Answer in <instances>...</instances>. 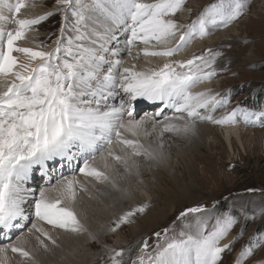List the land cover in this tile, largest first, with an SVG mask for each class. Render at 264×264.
Wrapping results in <instances>:
<instances>
[{
  "label": "snow or ice",
  "instance_id": "snow-or-ice-1",
  "mask_svg": "<svg viewBox=\"0 0 264 264\" xmlns=\"http://www.w3.org/2000/svg\"><path fill=\"white\" fill-rule=\"evenodd\" d=\"M184 2L55 0L53 11L32 18H18L25 4H15L13 16L17 18L12 23L16 27L11 30L0 28V229L11 230L19 227L21 221L28 220L25 205L31 201L32 215L42 224L74 234L87 232L72 207L78 190L87 192V186L73 177L61 180L50 189L40 190L37 196L24 187L34 165L43 167L46 161L57 157L71 159L69 153L75 149L82 154L83 166L79 172L84 177L129 195V189L121 188L116 176H139L137 158L156 163H163L166 159L162 139L159 150L145 147L139 139L141 133L147 137L159 129L161 138L164 132L187 135L195 133L192 122L195 120L235 124L238 113L243 114L246 123H256L251 119L253 116L264 117V112L257 114L237 108L214 118L212 113L225 106L227 98L211 89L191 91L197 83L216 75L212 64L219 53L211 54L209 49L208 56H193L185 61L168 59L194 36L203 38L208 35L209 25L227 27L242 17L247 8L246 0H224L219 5H210L187 26L173 18ZM57 14H62V23L54 47L41 50L43 45L33 48L18 44L35 31L34 26ZM113 28L130 32L126 41L129 46L137 41L147 46L154 41L153 47L158 50L150 51L144 47V55L164 57L166 62L139 71L135 64L120 70L122 61H106L101 54L108 51L105 43L97 44L98 40L111 39L109 33ZM174 39L175 46H168ZM14 53L21 54L22 58ZM101 64H109L108 74L102 81L97 72ZM109 85H118L127 99H121L119 106L101 110L97 97L106 98L104 90ZM138 97L161 101L181 115L165 117L163 122L153 117L136 120L130 106ZM201 110L206 114L201 115ZM185 115L188 120L184 119ZM149 123L151 132L148 131ZM116 148L121 154H117ZM97 154L103 169L96 165ZM110 159L113 161L111 165ZM119 166H122L123 173ZM109 168L112 169L111 175L107 171ZM146 207L141 204L125 212L109 231L115 232L121 224L130 222L136 213L144 212ZM203 211L202 207L188 208L178 219ZM236 223L235 217L226 216L223 220L217 218L210 231L203 221L197 222L196 230L191 234L182 229L178 235L168 236L169 229H164L165 242L156 245L155 253H148L149 245L145 240L132 264H220L223 253L232 247V243L221 245L220 241ZM42 224L33 223L28 232L39 233L35 239L47 251L44 238L53 245L56 240ZM88 235L92 240L98 239L93 233ZM154 235L159 241L161 233ZM26 243L25 238L20 237L16 243L0 247V264H7L9 250L18 253L26 264H37L34 254L26 250ZM262 243L264 238L250 240L238 254L235 264H242L244 259L253 256ZM124 251L112 250L110 264H123ZM253 264H264V260L253 261Z\"/></svg>",
  "mask_w": 264,
  "mask_h": 264
},
{
  "label": "bare ground",
  "instance_id": "bare-ground-1",
  "mask_svg": "<svg viewBox=\"0 0 264 264\" xmlns=\"http://www.w3.org/2000/svg\"><path fill=\"white\" fill-rule=\"evenodd\" d=\"M17 2L25 4V7H23L18 14V18H32L51 10L50 8L44 9L41 4H34L32 1L0 0V28L11 30L16 27V25L12 23V20L17 18L13 16L14 6ZM180 12L181 18L179 20H176L175 16L173 17L179 24L187 26L194 21L193 10L190 7L183 6ZM218 25L216 27L209 25L208 35L203 38L199 35L194 36L184 45V47L176 52L173 57L168 59L173 61H185L191 59L193 56H201L202 53L206 56L208 46L226 41L231 35H238L239 39L246 37L245 33H241L239 30V22L232 25L227 31H222L224 27H218ZM183 30L184 29H181V31ZM109 35L112 37L111 39L107 41L98 40L97 44L101 42L105 43V47L108 51L101 54L104 55L106 61H122L120 70H122L123 67H130L135 64L136 70L139 71L149 67L156 68L166 62V58L164 57H146L144 55L142 51L144 47H148L150 51L158 50V48L153 47L155 44L154 41L147 46L140 41L129 46L126 41L130 36V32L125 31L123 28H119L118 30L113 28ZM176 39H178V36ZM176 39H174L168 46H175ZM41 40L42 38L39 36V32L35 29L34 32L27 35L26 39L19 41L18 44L21 47L38 48V46L43 45ZM55 41L56 40L47 46L43 45L44 47L41 50L51 49L55 46ZM246 48L247 53L245 59L247 61L253 59L254 49L251 44L246 46ZM129 49L131 55H129ZM199 53H201V55ZM14 55L22 58V55L19 53H14ZM235 64H238V62L234 61L233 65ZM108 67L109 64H101L100 68L97 69L101 81L103 80V77L108 74ZM113 74H116L115 69L113 70ZM219 88L221 87L218 80L212 77L210 80H204L201 83H197L191 91L200 92L206 89H211L213 93H219ZM104 96L106 98L97 97L100 99L101 110H107L112 106H119L121 99H127L119 89L118 85L115 87L109 85L104 90ZM87 98L90 99L91 97ZM139 100L145 101L143 97H138L130 106L132 117L136 120L153 117L155 120L163 122L164 119H161V117L171 118L181 115L180 113H176L174 109L167 107L161 101H159L160 104L154 107V109L151 108L152 110H148L147 112L138 111L139 109L142 110L143 107H147L143 106ZM231 111L232 110H221L220 112L222 113L219 114H216L215 111L212 115L214 118H220L225 113ZM157 113H160V115H157ZM200 114L205 115V110H201ZM125 119H127V117H125ZM184 119L188 120L189 118L185 115ZM172 122L180 123L181 121ZM192 122L195 124V133L199 136L206 137L209 140L212 137L218 139L217 142L226 150L230 162L236 157L235 145L241 149L242 152H246L245 137L238 116L235 124H215L207 120H195ZM148 131L151 132L150 123ZM158 131L159 129H157L156 133H152V135L147 137L141 133L139 136L140 142L144 144L145 147L151 146L150 137H159ZM129 138H131V136H129ZM254 138L258 141V137ZM202 145L204 146V144H198V147L200 148ZM116 152L117 154H121L119 148H116ZM179 154L181 155L180 157L183 166L189 172L191 181H193L195 170L193 163L190 161L191 159H187L186 156L181 153ZM69 155L71 156V159L68 157H57L46 161L43 167L40 165H34L29 178L24 182V187L32 190L38 196L40 190L50 189L53 186L58 185L63 179H70L73 177L80 179L81 182L87 186L88 191L81 192L78 190L76 201L73 203L72 207L82 224L87 229V232L74 234L52 228L47 224H42V222L37 221L34 215H32V204L30 201L25 205L26 212L29 215L28 220L21 221L19 227L11 230L0 229V247L6 246L9 243H16L18 238L24 237L27 241L25 244L26 250L34 254L37 264H93L101 257V255L107 254L110 256L112 250L117 251L118 248H123L131 242L128 235L123 231V227L116 229L115 232H111L109 229L113 228V225L121 215L130 211L133 207L137 208L140 204L152 202L150 206L145 208L144 212L136 213L135 216L131 218V223L129 222L130 225L128 228L133 235V240L140 238L147 231L160 228V226L175 213L178 208L177 202L174 201L173 196L169 194L170 192L166 191L163 185L161 186L160 178L164 175L168 176L173 184L180 188L181 195L184 198L187 197L192 199V194L190 193V188L187 186L188 183L186 184L185 182V177H181L175 171L173 161L165 154L164 156L166 159L163 163L146 161L142 157L137 158L140 163L139 176L133 174L124 176L123 178H121V176L115 177L121 188L129 189V195H124L120 191L113 190L110 185H99L95 181L84 177L79 172V168L83 166L82 154L73 149ZM112 163L113 161L110 159L109 164L111 165ZM96 165L103 169V163L99 159V154H97ZM107 171L110 175L112 174L111 168ZM119 171L123 173L122 166H119ZM144 174L149 175L144 177ZM156 187L162 191L163 196L165 195V199L162 195H158L159 193L156 191ZM33 223H37L38 226L42 224L45 230L50 232L53 239L56 240V244L53 245L51 241L44 238L45 243L48 244L47 251H45L35 239V236L39 235V233L29 234L28 230ZM88 233H93L98 237L97 242L102 244L99 246V250L95 251L96 248L93 249L95 245H92V242L94 243V240L89 238ZM109 241H113V245H110ZM231 241L233 242V238L230 240V237H228L222 239L220 243L223 245L231 243ZM7 264H26V262L18 253L14 254L9 250L7 254Z\"/></svg>",
  "mask_w": 264,
  "mask_h": 264
},
{
  "label": "rangeland",
  "instance_id": "rangeland-1",
  "mask_svg": "<svg viewBox=\"0 0 264 264\" xmlns=\"http://www.w3.org/2000/svg\"><path fill=\"white\" fill-rule=\"evenodd\" d=\"M24 1H32L34 4L39 3L44 9L50 8V11H53L56 7L55 0ZM263 1L246 0L247 8L242 17L222 30L227 31L232 25L239 22V30L241 33H245V38L239 39L238 35H231L226 41L207 47V50H211V54L219 53L214 64H212L216 71L213 78L218 80L220 84L221 88L218 90L220 96L228 100L225 106L216 110V114L222 113L221 110L230 111L237 108L257 114L264 112ZM222 2L224 0H185L184 6H188L193 10V20H195L210 5H219ZM179 12L175 15L176 20L181 18V12ZM61 23L62 14H57L34 26L39 32L44 46L52 43L60 35ZM250 44L254 49V57L246 61V46ZM207 50L206 56L209 55ZM199 54L201 55V53ZM234 61L238 64L233 65ZM144 99L145 101H139L147 107H143L142 110L139 109L138 111L147 112L160 104L159 101ZM237 116L243 129L246 152H242L235 145L236 157L233 158L232 162L227 157L224 147L217 142L216 137L209 140L196 133L184 135L171 132H164L162 138L150 137V143L154 149H158V144L162 139V151L173 161L175 171L181 177H185L186 184L191 185L187 184L192 199L184 198L181 195L180 188L174 185L168 176L164 175L160 178L161 186L163 185L165 190L170 192L169 194L177 202L178 208L160 228L147 231L140 238L134 240L128 228L131 220L130 223L120 225L119 228L123 227V231L131 240L128 245L120 248L125 250L123 264H132L145 240L148 241L149 245L148 253L154 254L156 245L165 242L164 229H169L168 236L178 235L182 229L191 234L196 230L198 221L206 223L207 230L210 231L217 218L221 220L226 216L236 218L237 223L224 237L225 239L230 237V240L233 238L234 243L231 241L232 247L223 253L220 264H235L238 254L248 245L250 240L255 241L264 238V215H262V211H264V117L253 116L251 119L257 122L246 123L243 114L238 113ZM161 119L164 118L161 117ZM254 137H258V141ZM198 144H204V146L202 145L199 148ZM179 153L185 155L187 159H191L190 161L193 163L195 170L193 181H191L189 172L183 166ZM144 175L146 177L149 174ZM156 191L159 193L158 195L163 196L159 188L156 187ZM144 204L148 207L152 202ZM192 207H202L205 211L178 219L181 212ZM134 208L136 207L132 209ZM241 229H243L242 235L240 234ZM157 232L161 233L159 241L154 235ZM113 243V241H109L110 245H113ZM92 245H95L93 249L96 248L95 251H97L102 244L94 240ZM118 249L117 251L120 250ZM261 260H264V243L256 249L253 256L244 259L242 264H253V261ZM96 263L110 264L109 255H101L93 264Z\"/></svg>",
  "mask_w": 264,
  "mask_h": 264
}]
</instances>
